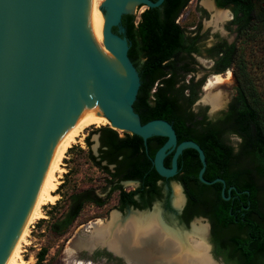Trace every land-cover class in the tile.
I'll return each instance as SVG.
<instances>
[{"label": "trees", "instance_id": "1", "mask_svg": "<svg viewBox=\"0 0 264 264\" xmlns=\"http://www.w3.org/2000/svg\"><path fill=\"white\" fill-rule=\"evenodd\" d=\"M187 2L165 0V9L159 13L145 9L137 17L121 15L129 23V43L134 47L129 60L142 83L133 111L141 123L167 121L179 142L190 140L200 147L207 158V181L221 178L240 192L231 216L228 207L222 206L226 203L218 195L219 183L200 182L196 153L186 155L177 180L186 194L182 212L191 213L184 224L196 215L206 216L211 224L234 222L242 234L229 237L232 248L224 263L264 264V0H215L217 7L230 10L229 25L234 26L235 40L226 43L221 39L207 49L211 51V72L230 69L233 79V94L214 119H206L203 111L191 110L203 78L194 80L195 69L188 55L193 48L187 43L185 29L175 22ZM92 134L97 141L95 154L90 146ZM229 136L237 139L235 148L228 143ZM164 141L159 138L146 146L141 138L125 131L120 136L107 125L90 127L83 138L85 157L105 175L102 185L90 184L60 195L63 207L59 214H53L59 203L46 212L48 231L63 234L85 205L102 206L113 192L119 211L128 206L149 207L161 196L156 181L165 180L152 165L153 155ZM70 149L72 146L67 151ZM76 149L83 152L79 146ZM69 175L64 174L57 189L67 183ZM125 180L138 181V185L125 190L120 183ZM215 253L222 254L216 246ZM46 254L47 247H40L31 264H48ZM101 254L110 258L108 252L95 251L93 256Z\"/></svg>", "mask_w": 264, "mask_h": 264}, {"label": "water", "instance_id": "2", "mask_svg": "<svg viewBox=\"0 0 264 264\" xmlns=\"http://www.w3.org/2000/svg\"><path fill=\"white\" fill-rule=\"evenodd\" d=\"M91 2L0 0V264L5 263L18 232L27 227L43 186V173L57 154L61 129L72 121L88 89L94 98L99 93L102 113L115 127L110 128L133 134L146 146L159 138L165 140L152 158L155 171L165 180H178L184 157L195 152L200 162L198 180L205 185L223 182L219 178L207 181V158L196 143L179 142L165 120L141 123L133 111L142 83L129 60L134 47L129 43V23L121 15L145 9L159 13L165 9V0L101 2L98 29L106 48L116 56L114 62L100 61L85 42ZM115 72L117 78L112 76ZM120 183L137 184L134 180ZM87 233L84 225L74 234V245L77 236ZM155 244L154 252L143 249L141 254L138 248L126 255L104 248L122 264H169L158 256Z\"/></svg>", "mask_w": 264, "mask_h": 264}, {"label": "rangeland", "instance_id": "3", "mask_svg": "<svg viewBox=\"0 0 264 264\" xmlns=\"http://www.w3.org/2000/svg\"><path fill=\"white\" fill-rule=\"evenodd\" d=\"M202 1L203 0H188L187 4L182 9L179 16L176 18L177 23L180 24L187 32L190 30H194L195 27L198 26L199 31L205 34V36L202 37V42L206 46L209 45L210 42H212L214 39H224L229 43L234 41V26L229 25V21L231 19L230 12L224 9L226 11V18L222 21H219L218 23H214L212 21V15L214 11H208L202 5ZM141 11L142 10L128 13L134 14V16L137 17V15ZM201 52L202 54L199 57L195 58L196 63L198 64L197 66H194L195 70L193 72L194 80L203 78V83L200 85L197 94V98L200 103H195L192 106V109L197 111L198 108L203 107L204 111L207 112V116L209 117V119H214L219 112L225 109L227 103L229 102L233 94V79L231 76L230 69H227L224 72L217 74L211 72L210 67L212 61L206 58V56H204L203 50H201ZM226 71L229 72L226 73ZM215 75H220V81L212 89H204L209 79H212V77H214ZM187 77L188 75L185 76V78ZM202 86L203 90H201ZM208 91L211 94L220 93L221 98L220 106L216 108L212 113L209 112L211 107L209 106V102L205 99V96ZM104 125L108 126L109 123L105 122L100 125H90L89 127L85 128L83 132H81V134L76 137V140L71 145L72 149H70L69 151L66 150L65 155L62 159V167L64 171L60 176L58 185L62 182V179L64 178L63 176L66 172L70 173V175L68 176V181L60 189H55L56 198L53 202H48L47 204L42 205L43 216L41 218L44 219V221H39L41 219L39 218L35 220L33 224H31L27 236L28 244L23 245L21 253L25 264H31L34 262L35 253L42 246L47 247V254L45 256V259L48 264H122V261L116 256L112 255V253L107 251L105 249L106 247L104 248V246H96L91 251V253H87L88 250H86L85 247L70 250V245L73 243L72 238L74 234L84 225L85 228L88 229L86 227L88 224L95 222L99 219L107 222L111 219L113 211L117 212L118 218L120 220L124 219L130 212H132L129 211L127 208L123 209L122 211L116 209V192H113L108 201L102 206L97 207L91 204L85 205L82 211L80 212L79 216L72 223V225L61 235H55L49 232L46 223L48 220L46 212H48V210H51L50 207L53 204H60V206H57L56 209H54V212L52 210L53 214L57 216L62 210L63 204L60 195L63 196L65 193L69 192L72 189H79L82 187H86L90 184L96 186L102 185V178L105 175L98 168L94 167L91 162L85 157L86 146L83 142V138L88 132H90V127L97 128L99 126ZM115 130L120 136L122 135V130L117 128ZM90 140H92V144L90 145L91 150L95 154L97 146L96 135L92 134ZM228 141L234 148L236 147L237 139L235 137L229 136ZM78 146L83 149V152L77 151L76 148ZM122 187L125 190H129L132 189L134 186L132 184L127 183L123 184ZM177 188L179 187L175 184L174 181H169L168 189H166L165 186H163L162 188V193H167V198L170 206L169 208L164 207L160 199H155L151 202L149 207L144 208L146 209L145 211H155L160 213L163 221L168 225V227L172 228L174 231L177 229L185 235L188 233H192L191 230H193V228L191 227V225H205V240H207V222L205 219L201 217H195L192 218L188 222V224H182L176 218L175 211L178 207L174 205L173 201L175 190ZM90 234L91 232L88 230V234H83V236H87L86 238H84L83 236H77L78 238L76 239L75 244L77 245V242L81 239H88L89 237H91ZM95 251H99L101 253L108 252L110 253V258L107 259L104 254L93 256V253ZM216 260L219 264H223L220 260Z\"/></svg>", "mask_w": 264, "mask_h": 264}, {"label": "bare ground", "instance_id": "4", "mask_svg": "<svg viewBox=\"0 0 264 264\" xmlns=\"http://www.w3.org/2000/svg\"><path fill=\"white\" fill-rule=\"evenodd\" d=\"M102 1L92 0L90 4L85 42L100 61L114 62L116 56L106 48L104 39L98 29L102 14L99 6ZM203 4L210 11H214L212 15L214 23L226 18V11L214 8L209 0H204ZM112 76L117 78V72ZM220 79V75H215L212 79H209L204 89H212ZM114 86L117 89V83H114ZM205 99L209 102L211 110L220 106V93L211 94L208 91ZM74 112L75 115L72 121L66 122L62 127L57 154L43 173V186L27 227L18 232L4 264H25L21 255L22 247L28 244L27 236L31 224L43 216L42 205L53 202L56 198L55 189L64 171L62 159L67 148L73 144L76 137L85 128L90 125H100L108 122L102 113L99 93L97 92L94 98L90 89L78 103ZM109 126L114 127L110 123ZM155 128L161 130L160 126H155ZM182 201L183 197L180 188H177L174 194V205L179 207ZM92 223L86 226L91 232V237L86 240H79L77 245L72 243L70 250L85 247L89 251L95 246H104L118 254L123 253L125 255L131 254L133 248H138L141 254L143 249H147L149 253L154 252L153 245L155 242L157 244L155 245L158 246L156 248L158 256L169 262V264H217L208 254V245L205 241V225H191L193 228L191 230L192 233L185 235L177 229L174 231L168 227L163 222L160 213L155 211H132L122 220L118 218L117 213L113 212L109 221L106 222L99 219ZM80 236H83V234ZM83 237L86 238L87 236L84 235Z\"/></svg>", "mask_w": 264, "mask_h": 264}, {"label": "flooded vegetation", "instance_id": "5", "mask_svg": "<svg viewBox=\"0 0 264 264\" xmlns=\"http://www.w3.org/2000/svg\"><path fill=\"white\" fill-rule=\"evenodd\" d=\"M209 1L213 4V6L217 7L216 3H215V0H209ZM202 5L208 11H210L203 3H202ZM218 8H220V7H218ZM225 9L230 12V10L228 8H225ZM185 36H186V39H187V43L188 44L191 43L189 46L191 48H193L188 53V55L190 57V65L191 66H193V67L197 66L198 63H196L195 58L199 57L202 54L201 50H203L204 56H206V58H208V59H210L212 61V59L210 57L211 51H207V49L210 48L211 46H213L215 43L219 42L221 39H217V40L214 39L212 42H210L209 45L206 46L202 42V37H204L205 34H203V32H201V31H199V27L198 26H196L194 30H190L188 32L185 31ZM225 42L229 43L226 40H225ZM227 72H229V71H226V73ZM213 75H211V76H213ZM202 89H203V86H202ZM195 103H200V101H198V98H196L193 101V103L191 105V110L194 111V112L203 111V113L206 116V119H209V117L207 116V112L203 110V107L202 108H198L197 111L192 109V106ZM209 106H210V104H209ZM227 141H228V138H227ZM228 143H229V141H228ZM232 168H233V165L230 163L229 164V169H232ZM219 179H221V178H219ZM221 180L223 182L215 181V182L219 183L218 195L223 200V202L226 203V204H223L222 206L223 207H225V206L228 207L229 215H231L232 213L230 212V210L235 206L236 201L239 199V195L238 194H240V192L236 191L234 189V186H232L230 184H226L223 179H221ZM169 181H174L175 183L179 184V186H180V192L182 194L183 201H182L181 205L179 206L180 207L179 211H175V213H176V218L178 219V221L180 223L184 224L183 220L185 218H188L191 213L187 212V211L185 213L182 212L183 208L185 206V203H186V194L184 193V189H183V186L181 185V183L178 182L177 180H163V179L157 180L156 181V185L158 186L159 192L161 194L159 199L162 201L164 207H166V208L170 207L169 206V201H168V198H167V193L166 194L162 193L163 186H165L166 189H168ZM136 182H137V184H136V186H137L138 185V181H136ZM136 186H134V187H136ZM134 198L138 199L137 195H135ZM239 202H240V200H239ZM128 207H131V206H128ZM191 216H193V215H191ZM195 217H201V218L206 220V222H207V240H208L209 245H210L209 252L215 259L220 260L224 264L223 258L225 257V255H229L230 249L232 248V245L228 241L229 237H231L232 234H236V233L241 235L242 234V230H240V231L237 230L236 225H235L234 222L228 223V224H222L221 222L217 221V222L211 224V222L209 221V219L206 216L196 215V216H194L192 218H195ZM215 246L218 248V251H221L222 254H218L217 255L215 253Z\"/></svg>", "mask_w": 264, "mask_h": 264}, {"label": "built area", "instance_id": "6", "mask_svg": "<svg viewBox=\"0 0 264 264\" xmlns=\"http://www.w3.org/2000/svg\"><path fill=\"white\" fill-rule=\"evenodd\" d=\"M175 22H177V21L175 20Z\"/></svg>", "mask_w": 264, "mask_h": 264}]
</instances>
